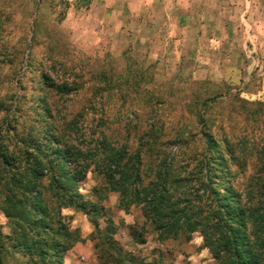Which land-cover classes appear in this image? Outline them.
<instances>
[{
	"label": "rangeland",
	"instance_id": "1",
	"mask_svg": "<svg viewBox=\"0 0 264 264\" xmlns=\"http://www.w3.org/2000/svg\"><path fill=\"white\" fill-rule=\"evenodd\" d=\"M219 5L213 10H197L198 27H194L198 30L179 31L178 44L166 43L173 36L163 41L164 33H160L161 40L152 41L146 33L136 32L119 36L106 47L97 38L81 36L72 24L77 14L69 17L71 5L65 0H0V123L8 117L24 134L32 127L40 129L44 122L39 120L38 104L46 88L39 74L47 72L57 79L58 64H64L80 71L85 81L90 74L112 73L113 85L119 90L104 93L102 102L94 105L97 115L90 112L79 123L82 127L93 125L98 131L109 127L113 140L135 148L151 124L163 126L165 140L179 132L191 137L196 133L192 99L211 95L216 99L206 118L215 138L232 143L248 139L264 147V0H250L241 17L236 5L229 2L225 9ZM29 26L37 31L33 40ZM130 74L137 78L138 86L125 83ZM91 85L93 82L84 84L69 98L60 100L49 92L44 99L62 111L88 110L93 100ZM242 103H247V108H242ZM100 116L105 119L104 126ZM248 163L242 171L229 162L224 177L242 195L256 159L251 157ZM80 187L86 200L103 207L99 229L111 221L116 227L113 239L117 249L135 264H216L208 249L202 248L199 233L190 240L159 241L150 225L144 224L138 207L122 210L117 194L96 192L102 187L100 178L90 173ZM61 214L82 239L64 255L65 264H117L121 255L100 245L96 235L91 238L94 226L82 212L64 209ZM132 227L144 233V244L134 241ZM9 233L10 224L0 212V235ZM25 262L19 254L5 260V264Z\"/></svg>",
	"mask_w": 264,
	"mask_h": 264
},
{
	"label": "trees",
	"instance_id": "2",
	"mask_svg": "<svg viewBox=\"0 0 264 264\" xmlns=\"http://www.w3.org/2000/svg\"><path fill=\"white\" fill-rule=\"evenodd\" d=\"M30 31L33 40L37 31L29 26ZM58 65L57 79L39 74L46 88L37 112L43 126L24 134L8 117L0 123V212L10 224V233L0 235V264L15 254L25 258V264H65L64 255L82 239L66 223L64 209L88 218L94 226L91 238L96 235L100 245L121 255L117 264H135L117 249L111 221L99 229L103 207L86 200L80 187L90 173L102 181L98 194H117L118 207L125 211L138 207L159 241L190 240L199 233L202 248L216 264H264V147L248 139L232 143L215 138L206 116L216 96L192 99L196 133L191 137L179 132L165 140L163 126L151 124L134 148L113 140L109 127L98 131L79 123L90 112L97 115L94 105L102 102L104 93L118 89L112 73L90 74L85 81L80 71ZM89 82L93 100L88 110L62 111L44 99L49 92L60 100L77 95ZM125 83L138 86L132 74ZM247 106L242 103V108ZM104 120L100 116L103 126ZM251 157L256 163L242 195L224 177L229 162L243 171ZM130 235L136 243H145L138 229L132 227Z\"/></svg>",
	"mask_w": 264,
	"mask_h": 264
},
{
	"label": "crops",
	"instance_id": "3",
	"mask_svg": "<svg viewBox=\"0 0 264 264\" xmlns=\"http://www.w3.org/2000/svg\"><path fill=\"white\" fill-rule=\"evenodd\" d=\"M71 5L68 12L81 36L99 39L102 45H113L115 40L129 33H146L150 40L180 43L176 34L198 30L197 10L225 9L229 2L240 9V17L247 12L250 0H65ZM220 1V2H219ZM224 4V5H222ZM222 6V7H221ZM73 8H75L73 10ZM246 8V10H244ZM68 18V17H67ZM69 19V18H68ZM107 47V46H106Z\"/></svg>",
	"mask_w": 264,
	"mask_h": 264
}]
</instances>
